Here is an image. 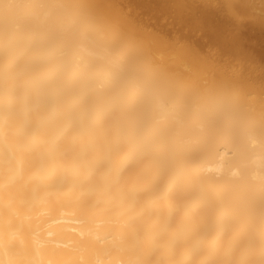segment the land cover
I'll list each match as a JSON object with an SVG mask.
<instances>
[{"label": "bare ground", "instance_id": "bare-ground-1", "mask_svg": "<svg viewBox=\"0 0 264 264\" xmlns=\"http://www.w3.org/2000/svg\"><path fill=\"white\" fill-rule=\"evenodd\" d=\"M0 264H264V0H0Z\"/></svg>", "mask_w": 264, "mask_h": 264}]
</instances>
